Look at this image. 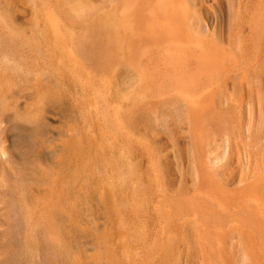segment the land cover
<instances>
[{"label":"rangeland","instance_id":"374dc122","mask_svg":"<svg viewBox=\"0 0 264 264\" xmlns=\"http://www.w3.org/2000/svg\"><path fill=\"white\" fill-rule=\"evenodd\" d=\"M124 2L0 0V39H60L80 55L84 81L98 90L90 101L80 100L77 218L63 221L58 231L24 232L7 229L17 220L0 216V264H264V231L253 226L252 234L234 203L264 178V46L257 45L264 39V0H212L208 15L197 17L195 33L232 56L227 82H215L210 94L218 112L243 104L239 116L246 127L231 149L224 132L198 116L207 108L206 87L180 89L168 78L181 67L195 73L202 63L183 62L168 39L123 34ZM115 19L113 37L126 41L128 60L88 64L81 55L99 56L100 47L107 48L108 23ZM88 102H98V110ZM88 121L99 123L96 139ZM51 123L60 125L58 119ZM233 170L237 181L220 205L206 175ZM254 221L262 224L261 218Z\"/></svg>","mask_w":264,"mask_h":264},{"label":"bare ground","instance_id":"6f19581e","mask_svg":"<svg viewBox=\"0 0 264 264\" xmlns=\"http://www.w3.org/2000/svg\"><path fill=\"white\" fill-rule=\"evenodd\" d=\"M211 1L125 0L127 7L123 11V21L120 19L123 28L120 27L126 31L122 30L123 34L130 33L134 38L168 39V46H173L171 49L182 56L183 62L187 57L190 64L202 63L196 67L195 73L181 67L177 72L169 73L168 78L172 86L180 89L194 90L199 85L206 87L202 102L207 104V108L204 115L198 116L204 117V122L219 127L224 132L227 147L231 149L242 141L246 127L239 116L243 104L231 103L226 111L218 112L210 94L216 88L215 82H227L224 72L232 56L221 53L214 44L206 43L195 33L199 22L197 17L208 15L209 8H214ZM213 1L216 5L219 3V0ZM133 13L138 14L135 23L133 18L130 19ZM115 21L108 23L112 38L106 41L107 48L102 45L99 56L89 51L81 55L88 64L89 60L98 63L101 59L111 63L119 59L126 63V41L113 37L118 26ZM96 45L98 47V42ZM257 45L263 47L264 39ZM79 56L74 48L66 50L60 39H0V216L17 220L15 225L6 223L9 230L58 231L66 220L73 224L77 218L82 186L80 100L83 96L90 101L98 91L97 85L84 81ZM90 66L86 69L89 70ZM88 105V108L91 106L98 110V102ZM55 119L59 120V126L52 125L51 120ZM88 122L90 134L95 138L101 130L99 123ZM202 144L208 145V139L203 138ZM90 155L93 156L92 153ZM129 172L133 174L134 168ZM235 172L224 173L221 177L206 175L210 190L220 205L227 198L229 187L237 181ZM257 180L260 182L257 187L254 188L251 181L252 192L245 194L244 198L237 197L234 203L241 208L240 212L243 211L241 216L248 225L263 233L264 178ZM244 181L245 178L240 180ZM259 218L262 219L261 225L254 221ZM253 246L256 245L253 243Z\"/></svg>","mask_w":264,"mask_h":264}]
</instances>
